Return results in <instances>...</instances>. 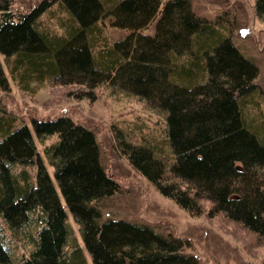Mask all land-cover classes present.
<instances>
[{"label":"trees","instance_id":"trees-1","mask_svg":"<svg viewBox=\"0 0 264 264\" xmlns=\"http://www.w3.org/2000/svg\"><path fill=\"white\" fill-rule=\"evenodd\" d=\"M55 3L57 29L41 17ZM110 18L127 35L101 44ZM258 73L189 0H47L28 13L0 0V92L12 80L22 93L49 85L79 101L103 90L133 98L164 128L154 142L114 127L129 166L191 216L241 228L252 249L264 248V125L246 109L262 92ZM118 190L90 128L69 116L30 126L0 107V264H87V253L94 264H201L180 238L104 218L99 202Z\"/></svg>","mask_w":264,"mask_h":264},{"label":"rangeland","instance_id":"rangeland-1","mask_svg":"<svg viewBox=\"0 0 264 264\" xmlns=\"http://www.w3.org/2000/svg\"><path fill=\"white\" fill-rule=\"evenodd\" d=\"M9 1L13 3L14 9L28 13L47 0ZM189 1L199 17L227 31L242 54L257 65L259 73L256 82L262 92L251 98L246 109L256 124L264 125V22L256 14L257 1ZM59 12V6L56 3L51 4L42 14V20L51 28L57 29L56 27L60 26L59 20L63 17ZM101 27V44L122 40L127 35L126 31L112 26L111 18ZM151 27V33L155 32L154 24ZM10 81V91L0 92V107L13 112L19 122L23 121L31 126L35 117L54 119L69 116L95 133L100 146L101 163L119 183L117 193L99 202L104 218L124 219L148 226L158 234L180 238L186 242L185 252L194 254L201 264H260L264 248H244L241 239H246V234L241 228L233 225L230 227L222 218L211 220L205 216H191L173 201L163 197L142 175L134 171L120 154L113 136L114 127L125 131L131 129L137 135L154 142L158 140L164 128L163 121L147 111L142 104L131 97L113 96L106 90L99 91L94 101L89 102L79 101L71 97L65 89L49 85L35 89L32 94L22 93L14 82ZM34 137L36 140V135ZM39 148L47 170L61 195L67 215L74 223L73 215L55 178V169L43 155L44 146ZM74 226L77 231L78 228L75 224ZM87 258V264H94L88 253Z\"/></svg>","mask_w":264,"mask_h":264}]
</instances>
